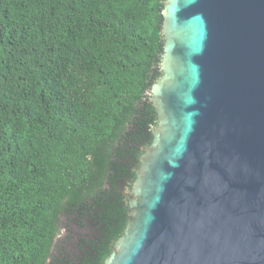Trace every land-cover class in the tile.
<instances>
[{
    "label": "trees",
    "instance_id": "16d2710c",
    "mask_svg": "<svg viewBox=\"0 0 264 264\" xmlns=\"http://www.w3.org/2000/svg\"><path fill=\"white\" fill-rule=\"evenodd\" d=\"M165 1L0 0V264H104L123 235L118 187L157 125ZM70 214L101 235L59 263Z\"/></svg>",
    "mask_w": 264,
    "mask_h": 264
},
{
    "label": "water",
    "instance_id": "95a60500",
    "mask_svg": "<svg viewBox=\"0 0 264 264\" xmlns=\"http://www.w3.org/2000/svg\"><path fill=\"white\" fill-rule=\"evenodd\" d=\"M162 15L157 125L119 184L128 220L104 264H264V0H166ZM96 236L62 215L52 255Z\"/></svg>",
    "mask_w": 264,
    "mask_h": 264
},
{
    "label": "flooded vegetation",
    "instance_id": "af4514ba",
    "mask_svg": "<svg viewBox=\"0 0 264 264\" xmlns=\"http://www.w3.org/2000/svg\"><path fill=\"white\" fill-rule=\"evenodd\" d=\"M136 169V168H135ZM135 169H134V171H135ZM128 186H130L129 184H127ZM124 202H125V204L127 205V198L125 197V195H124ZM87 222L88 223H90L91 225H92V220H87ZM94 226V225H93ZM99 229H97L96 228V231H97V236L93 239V240H91V241H88L87 239H84V240H78L79 242L77 243V245H76V248H80L81 246H84V248H85V250H87V246H86V243H89V245H91L90 243H92L99 235H101L100 234V232L98 231ZM89 248V247H88Z\"/></svg>",
    "mask_w": 264,
    "mask_h": 264
}]
</instances>
